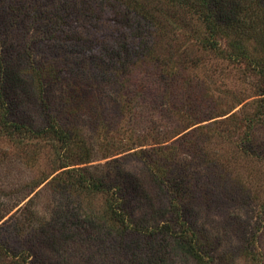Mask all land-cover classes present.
<instances>
[{"label": "rangeland", "instance_id": "rangeland-1", "mask_svg": "<svg viewBox=\"0 0 264 264\" xmlns=\"http://www.w3.org/2000/svg\"><path fill=\"white\" fill-rule=\"evenodd\" d=\"M50 2L40 0L39 6ZM75 2L71 17L54 12L53 19L67 29L61 37L43 35L32 24L12 30L1 23L5 17L0 21L1 39L17 42L20 58L25 51L31 55L23 64L48 69L43 82L35 73L24 74L31 79L27 89L34 96L27 110L35 125L47 126L50 120L71 137L64 160L63 144L56 138L53 147L50 137L15 147L0 132V192H6L0 205L14 201V195L25 191L24 184L31 183V208L54 231L49 240L29 217L23 220L26 230L15 235L4 224L13 210L0 222V233L12 238L13 251L18 250L14 255L27 249L25 264H196L166 233L121 239L117 227L105 223L101 195L59 191L51 182L62 163L81 171L117 159L141 178L151 205L162 210L154 219H170L175 212L189 219L184 223L205 244L209 264H264V159L238 148L242 132L231 117L243 118L258 107L256 79L203 50L204 27L191 15L173 11L156 33L125 15L119 0ZM53 3L45 9L71 4ZM146 4L152 12L161 9L151 0ZM115 47L119 52L111 51ZM201 113L220 116L195 125ZM228 119L206 138L196 131L199 125ZM256 137L264 141V130ZM159 149L166 151L145 158L164 164L162 157L172 154L176 163L167 160V169L158 163L150 177L140 158L142 152ZM183 167L188 191L180 208L170 209V188L162 183L171 175L167 184L173 183ZM88 214L95 221L86 233ZM16 256H0V264H16L10 263L20 261Z\"/></svg>", "mask_w": 264, "mask_h": 264}, {"label": "trees", "instance_id": "trees-1", "mask_svg": "<svg viewBox=\"0 0 264 264\" xmlns=\"http://www.w3.org/2000/svg\"><path fill=\"white\" fill-rule=\"evenodd\" d=\"M71 4L68 7L57 6L55 8H47L55 0L49 4L42 5L40 0H0V21L5 17L4 24H10L12 30L17 27L26 28L27 24H32L34 29L41 32L43 35L56 34L62 36L67 34V29L58 25L57 20L53 19L55 13L62 12L71 17L73 14V3L76 0H69ZM95 4L96 0H91ZM122 3V9L125 15H131L143 22L146 29H153L158 33L161 28L159 22L162 20H171V13H185L196 18L204 27V36L202 38V49L213 52L219 59L224 60L236 69H243V74L254 77L258 83L255 85V92L261 98L258 100V107L252 114L245 115L243 118L232 117V123L235 128L242 132V139L238 148L242 152L249 154L254 158L264 159V141L263 137L258 140L256 134L259 130H264V0H151L160 5L161 9L152 12L147 8L146 2L149 0H119ZM67 2V0H66ZM149 6V5H148ZM166 7V12L162 11ZM44 8V9H42ZM72 9V10H71ZM65 10V13H64ZM4 14V15H2ZM157 14V15H155ZM9 17L8 20L6 17ZM56 18V17H55ZM21 27V28H22ZM52 27V28H51ZM2 34V33H0ZM0 132L15 144V147L20 146L26 141L40 140L51 138L48 143L52 145V138H56V142H61V149L65 150L62 158L70 148L71 137L62 133L59 128L56 129L54 124L47 126L35 125L34 118L28 112L27 106L30 105L31 97L34 96L32 91H28L27 85L31 83V79L25 73H35L38 82H43L46 79L47 68L33 66V63L27 61L23 64L22 61L31 57L27 51L20 58V53L16 49H20L19 44L4 42L0 37ZM114 53L119 52L118 48H111ZM108 52V51H103ZM23 64V65H22ZM35 76H33L35 78ZM41 79V80H40ZM199 113V111H198ZM197 113V114H198ZM200 114V113H199ZM202 115L196 119V123L208 122L213 120L214 115ZM48 116V115H47ZM50 117V115H49ZM225 121H212L209 124L199 125L196 131L201 133L202 137H208L211 131L217 130L218 127L227 123ZM106 131H108L106 129ZM107 133V132H106ZM213 134V133H212ZM193 135V134H192ZM262 141V142H261ZM55 142V141H53ZM168 149V148H166ZM166 149L152 150L142 152L140 160L145 164L150 177L158 170L159 161H154L151 158H145L146 155L162 153ZM173 148L169 149L171 151ZM197 149L194 151L196 152ZM248 155V156H249ZM5 156L1 157V161ZM107 158V157H105ZM104 158V159H105ZM165 160L161 164L165 169L168 167L167 160L173 155L169 154L162 157ZM91 161H86L89 164ZM70 165L62 163L58 170H62L55 175L51 182H54V187L59 191L79 190L87 196L101 195L104 199L105 223L110 226H116L122 234L121 239L127 236L136 234L138 236L153 235L157 233H166L176 242H180L185 248V254L191 256L196 264H209L207 255L204 253V243L195 238L189 226H186L183 215H178L176 212L172 214L170 219L158 216V221L154 219L158 212L151 205V200L142 186L141 178L128 171L122 161L113 159L107 161L104 165L92 166L88 165L86 169L76 171L75 169H67ZM179 172L172 180L173 183L167 180L165 188H170L172 199L169 201L170 209L180 208V203L184 201V196L188 188L185 185L187 174ZM157 181V179H156ZM31 185V186H30ZM161 187V184H159ZM25 191L17 193L12 199L2 202L0 205V222L5 219L13 210L10 222H4L10 226L11 232L18 234V230L25 231L26 223L23 221L26 218L35 219V223L40 224L41 235L46 236L49 240L53 238V225L44 222V218L38 215L34 208H31V199L28 196L33 192L31 183L24 184ZM27 188V189H26ZM6 192L2 189L0 199ZM174 195V196H173ZM26 199H28L26 201ZM25 201V203H24ZM24 203V205H22ZM94 217L91 214L86 215V233L94 224ZM192 223V221H190ZM190 223V224H191ZM84 224H82L84 226ZM28 225V224H27ZM10 238V239H9ZM152 238L151 240H153ZM11 237H3L0 233V256L4 260L14 259L16 255L13 245L10 243ZM18 259L20 261L10 262L16 264L27 263L26 255L29 253L27 249H20ZM29 264H34L29 262ZM38 264V263H37ZM40 264V263H39ZM42 264V263H41Z\"/></svg>", "mask_w": 264, "mask_h": 264}]
</instances>
